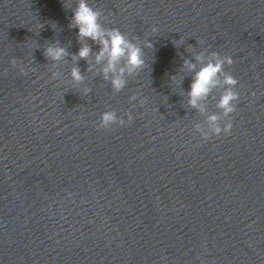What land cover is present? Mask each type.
I'll list each match as a JSON object with an SVG mask.
<instances>
[{"label": "water", "instance_id": "water-1", "mask_svg": "<svg viewBox=\"0 0 264 264\" xmlns=\"http://www.w3.org/2000/svg\"><path fill=\"white\" fill-rule=\"evenodd\" d=\"M88 4L145 53L120 92L70 27L78 0H0V264H264V0ZM213 52L239 82L227 118L223 83L188 103L184 61ZM106 111L125 124L99 128Z\"/></svg>", "mask_w": 264, "mask_h": 264}, {"label": "clouds", "instance_id": "clouds-1", "mask_svg": "<svg viewBox=\"0 0 264 264\" xmlns=\"http://www.w3.org/2000/svg\"><path fill=\"white\" fill-rule=\"evenodd\" d=\"M102 13L98 9H94L88 4V0H78V6L74 9V16L70 27L78 28V38L81 42L88 39L100 46V50L95 55L97 64L103 63V75L105 80H110L115 91H122L127 83V76L138 73L145 67V53L141 47L133 43L131 39L116 27L105 28L100 23ZM158 29L152 28V32L156 33ZM148 47H153L149 43ZM92 54V47L89 44L82 43L79 52L73 56L74 60H87ZM69 55L67 49L61 46L49 45L45 49L46 59L59 61ZM198 62L203 64L197 71V64L190 60L184 61V68L191 72H195L191 83V90L188 92V103L191 107L198 109L201 112L206 111V107L202 101L208 99L215 88L221 83L224 85V91L220 95L216 105L221 110L223 117H229L230 114L236 111V102L240 99V94L236 91L238 80L230 73L225 71V64L231 66L234 60L231 56L221 58L218 52H213L207 63H203V56L196 57ZM13 66L17 65L16 59L11 61ZM20 73L27 75L24 69H20ZM223 80L221 81V76ZM72 79L80 82L84 79L81 70L78 66L71 69ZM175 79V77H173ZM253 97L255 92L251 94ZM132 100L136 97L132 96ZM133 117L128 116V122L132 121ZM221 114L213 113L207 117V124L212 135L220 136L221 134L230 133L233 124L228 122L222 126L220 123ZM124 125V119H118L114 111H106L102 113L100 118L99 128L110 129L114 124ZM200 130L199 126H197ZM205 140L209 138L207 132L204 133Z\"/></svg>", "mask_w": 264, "mask_h": 264}]
</instances>
